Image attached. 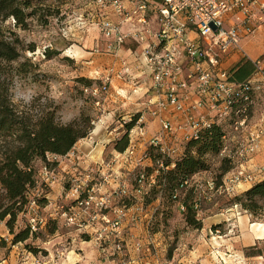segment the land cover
<instances>
[{"label":"built area","instance_id":"2783aa9c","mask_svg":"<svg viewBox=\"0 0 264 264\" xmlns=\"http://www.w3.org/2000/svg\"><path fill=\"white\" fill-rule=\"evenodd\" d=\"M94 4L95 9L89 12V16L97 24L103 45L102 48H93V52L117 54L127 38L142 44L143 50L129 58L119 55L118 66H112L105 76L83 88L85 93L94 97L97 114L92 125L100 122L102 114L112 115L111 110H105L104 102L110 97L113 74L129 84L132 94L145 88L147 98L128 129L129 145L107 163L105 160L96 162V167L80 176H70L59 162L68 157L75 168L77 156L73 148L64 155L46 156L47 162L37 169V179L28 197L30 210L24 211L26 215L33 212L27 216L30 232H38L47 222L41 212H37L38 198L42 195L51 216L63 221L66 227L85 229L92 237L89 230L100 224L94 234L97 244L105 238H120L125 219L137 222L141 217H148L149 223L157 207L144 213L146 204L142 202L156 185L160 169L164 172L174 167L182 157L184 144L199 138L213 124L230 128L224 137L221 155L236 159L233 171L220 184L221 188L230 192L239 184L251 185L261 179L264 165L249 169L242 160L259 148L264 137V116L253 123L250 120L255 94L264 91V60H252L253 73L242 82L230 79V72L219 69L218 65L232 49L240 50L247 57L242 48L243 40L255 35L263 26L264 0H95ZM110 14H117L119 21H114ZM79 20L85 23L82 14ZM124 22H136L141 27L124 32L121 27ZM142 58L148 84L138 82V76L133 73ZM166 111L178 113L183 119L173 124L163 116ZM148 115L158 118L160 127L154 134L146 127ZM131 121L132 118L128 117L121 125L125 127ZM227 140L234 143L232 148ZM149 147L160 157L154 159ZM129 160L135 161L132 170L125 166ZM148 160H152L151 170L147 169ZM165 160L170 163L165 164ZM66 178L67 187L61 185L65 183L62 179ZM39 183L42 191L36 187ZM220 185L212 179L202 181L191 176L173 189L172 196L178 199L183 189L193 187V208L199 215L204 201L210 200ZM57 186H62L63 192L59 197H53L49 192ZM116 199L120 201L119 205H115ZM131 200L135 203L128 205ZM177 204L180 211L185 210L181 200ZM239 207L234 203L227 208L231 212L229 218L241 213ZM228 235L229 232L220 227L208 229V245L215 264H227L231 260L252 264L224 243ZM140 245L137 242V247ZM115 246L124 253L123 245L117 243ZM107 253L105 258L113 255L110 250ZM125 255L118 264H129Z\"/></svg>","mask_w":264,"mask_h":264},{"label":"rangeland","instance_id":"374dc122","mask_svg":"<svg viewBox=\"0 0 264 264\" xmlns=\"http://www.w3.org/2000/svg\"><path fill=\"white\" fill-rule=\"evenodd\" d=\"M33 1L36 4L40 2V0ZM41 1L47 11H57L47 17L46 24L41 23L35 16L28 19L26 28L15 26L13 18L2 23L7 32H14L22 41L20 45L23 48L22 56L19 61L28 60L33 64L28 73L15 76L11 89L12 99L20 108L32 106L34 112H40L44 107L57 106L56 119L63 124L87 117H91L92 122L97 113L94 100L93 102L88 100L89 94L83 90L85 87L83 83L88 78H92L90 76L95 75L94 71L97 66H106L112 60L108 54H95L92 51L96 46L103 45L97 24L89 16L90 11L95 9V0ZM81 14L85 23L79 20ZM45 50H49L51 55L47 56ZM13 65L17 66L18 62H14ZM92 72L93 74H91ZM120 81L123 80L120 79ZM112 104L114 103L108 99L104 102L105 110L113 111L112 117L115 120L108 127H102L99 134L96 133L103 135L99 139L100 141L95 140V129L101 122L95 126L90 123L91 128L88 135L80 139L73 147L77 156L74 166L76 169L71 166L68 157L60 160L59 165L64 166V170H68V175L80 176L81 173L96 167V162L105 160L107 163L119 152L116 149V144L122 139L125 129L121 124L131 114H137L140 108L133 107L132 109L131 104H127V102ZM256 109L257 113L264 114V97L257 99ZM81 126H84V123ZM114 129L116 131H112ZM227 129L230 132L228 126ZM227 142L231 148L234 146L232 141L227 140ZM206 157L209 168L193 175L195 180H215L221 174L222 155L208 154ZM45 161L37 160L35 163L37 168H40ZM148 164L147 169L151 170L152 160H148ZM125 166L132 170L135 167V161L129 160ZM58 169L63 172L60 168ZM95 177L99 180L98 175ZM261 177H264V173ZM62 182L65 183L61 185L68 186V178L62 179ZM245 185L248 184H239L230 192L221 188L222 185L218 186L219 188L212 193L211 199L202 204V212L226 214L225 216L228 218L231 212H228L227 208L236 202V196L244 192L242 188ZM36 187L42 191V184L39 183ZM61 187L57 186L51 189L50 195L59 197L63 192ZM156 190L157 192L154 191L148 198L149 202H147V197L150 193L146 195V198L144 197V202H142L146 204L144 213L147 210L152 211L154 207L160 208L159 212L155 211L152 221L148 223V217H141L137 222L125 219L120 238H105L98 244L94 239V234L100 224L93 225L94 228L89 230L92 236L90 237L85 229L78 230L75 226L66 227L63 221H53L49 226L41 227L38 232H31L27 240L15 243L13 242L14 234L26 228L27 216L32 211L27 215L23 211L17 216L13 226L14 233L7 225V218L0 220V234H4L7 238L6 240L0 236V248L3 247L0 249V254L4 256L5 251L7 254L9 248L15 247L17 251L14 255L17 257L16 264H118L124 253H126L125 259L129 260V264H154L153 260L160 262L159 264H198L199 258L193 256V253L188 252L186 248H189L192 243L199 246L198 248H203V246L207 248V232L187 224L177 202L171 200L168 194L163 191L162 186L157 187ZM31 191L32 188L30 193ZM4 192L0 184V194H4ZM30 193H28V197ZM63 201L68 204L74 203L69 200ZM127 203L132 205L135 202L131 200ZM119 204L120 201L116 199L115 205ZM27 208L29 209L28 205ZM241 208L239 207L240 211L244 212L245 209ZM37 212H41L46 221L53 218L47 204L39 205ZM202 212L197 217L203 223ZM252 214L264 219V209ZM220 228L223 230L222 227ZM198 241L203 244L199 245ZM137 242L141 243L138 247ZM117 243L123 245L124 253L116 249ZM108 250L113 255L105 258L106 254H109Z\"/></svg>","mask_w":264,"mask_h":264},{"label":"trees","instance_id":"16d2710c","mask_svg":"<svg viewBox=\"0 0 264 264\" xmlns=\"http://www.w3.org/2000/svg\"><path fill=\"white\" fill-rule=\"evenodd\" d=\"M55 13L57 11H47L41 0L38 4L33 0H0V184L5 191L4 194H0V220L7 218V225L11 232H13L17 216L27 210L28 193L37 179L36 161L39 159L45 161L48 153L66 154L80 139L88 135L91 128V117L75 119L63 124L56 119L57 106L44 107L40 112H34L32 106L20 108L12 99L11 89L15 76L28 73L33 64L28 60L19 61L22 56L23 48L20 46L22 41L14 32H7L2 23L13 18L15 26L26 28L29 18L35 16L41 23L46 24L47 17ZM45 53L47 56L51 55L49 50H45ZM14 62H18V65L14 66ZM247 65L248 63L245 62L239 64L237 69L229 71L230 79L242 82L250 77L253 71L250 74L251 71ZM247 75L249 76L246 78ZM96 81L97 79L88 78L83 84L87 87ZM87 98L92 102L94 100L91 95ZM129 117L132 121L124 127L122 139L116 144V149L119 151L125 150L129 145L128 129L133 125L137 114H131ZM83 123L84 126H81ZM228 132L227 126L213 124L204 130L199 138L187 141L184 144L182 157L176 161L175 166L164 172L160 169L161 173L147 197V202L151 194L154 191L157 192V187L162 186L163 191L172 201L178 203L181 200L185 204V210L181 212L187 224L193 228H201L202 221L193 208L194 188L183 189L178 199L173 198L172 191L178 188L185 178L209 168L206 156L221 154L224 137ZM149 151L154 159L160 157V154L152 147H149ZM222 157L221 174L215 178L217 185L222 184L235 167L233 158L223 155ZM169 161L165 160V164L170 163ZM235 201L233 203L240 204L243 209L252 213L264 209V177L236 196ZM38 202L39 205L45 206L46 198L40 197ZM159 209L157 207V212ZM53 221L58 220L49 218L46 227ZM53 226L56 225L53 224ZM30 234V228L27 225L25 229L14 234L13 242L25 241Z\"/></svg>","mask_w":264,"mask_h":264},{"label":"crops","instance_id":"0c3cea01","mask_svg":"<svg viewBox=\"0 0 264 264\" xmlns=\"http://www.w3.org/2000/svg\"><path fill=\"white\" fill-rule=\"evenodd\" d=\"M110 17L114 21H119L120 17L117 14H110ZM122 30L124 32L130 31V30H136L139 29L141 26L136 22H124L122 25ZM131 46V47H128ZM102 48V46H99ZM243 51L247 55V57L240 51L236 49H232V51L228 54H226L220 61L218 68L219 69H226L228 71H231L232 69H237L239 64H243L245 62L248 63V69L251 71L254 70L252 60L261 58L264 60V24L261 27V29L255 33V35L250 36L248 38H245L243 40ZM143 50L142 44L136 42L135 40H132L131 38H127L119 49L118 53H106V52H93L95 54H108L112 57V60L109 64L106 66L98 67L94 71V76H90L93 79L100 78L105 76L110 68L112 66H118L120 64L119 55H122L124 57L129 56L135 52L141 53ZM133 60V58H131ZM133 73H135L138 76V82L142 84H148L149 77L147 73V69L145 66V62L142 58L140 59V64L138 66H135ZM233 73V72H232ZM93 74V72L91 73ZM249 74V75H250ZM247 75L246 78L249 76ZM120 77L116 76L115 74L112 75L111 83H110V97L108 100H110L112 103H126L131 104V108L133 107H139L140 111L142 107L144 106V102L147 98L146 95V89L142 88L137 94H132L131 88L129 84H127L126 81L123 80L120 81ZM235 80V79H234ZM237 81V80H236ZM264 91H259L257 94H255L254 104L252 107L250 120L251 122H256L259 117L264 116L262 113H257V109L255 110V103H257V99L260 97H264ZM112 104V105H114ZM137 109V108H136ZM112 115H103L100 118V124L95 129V134L100 133L102 127H108L110 124L113 123L115 120ZM163 116L167 119H169L173 124L178 123L183 119V116L178 113H171L169 111H166L163 113ZM150 124V126H148ZM146 127L149 131V133L154 134L156 130L159 129V122L158 118H154L151 116L146 117ZM111 136H113L111 134ZM103 135H95V140L100 141ZM110 137V136H109ZM244 165L247 168H254L258 165H264V137L260 143L259 148L249 154V156L242 160ZM251 185H245L243 186L242 190L245 191L248 188H250ZM203 223L202 227L199 228L203 232H208L209 228H212L213 226L220 225L219 227H222L224 231H228L229 235L227 237V240H224V243L229 246V248L235 252L237 255L244 256L249 260L252 264H264V219L258 218L257 215H253L252 212L245 211L241 212L238 215H234L231 218H228L225 216L226 214H214L213 212L203 211ZM232 215V214H230ZM1 237L6 238L4 234H0ZM208 240V238H207ZM199 245H202L200 241L197 242ZM208 241L206 242L207 245ZM193 244V243H192ZM186 248V250L190 253H193L192 255L199 258L197 262L198 264H215V257L213 254H211L209 245H207V248L203 246V248H198L193 244ZM14 247V246H13ZM5 248V247H4ZM206 248V249H205ZM0 249H3L1 247ZM199 249V251H198ZM249 250H251L249 252ZM198 251V252H197ZM8 253L2 256L0 254V264H16L17 257H15V247L13 249L9 248ZM80 260V259H79ZM77 260V261H79ZM88 262V261H87ZM155 262L154 264H157L158 262L156 260H153ZM89 263V262H88ZM160 263V262H159ZM158 263V264H159ZM227 264H239L237 262H234L231 260Z\"/></svg>","mask_w":264,"mask_h":264}]
</instances>
